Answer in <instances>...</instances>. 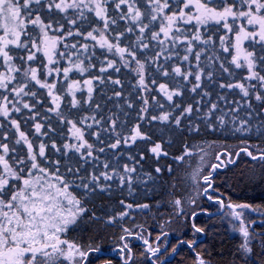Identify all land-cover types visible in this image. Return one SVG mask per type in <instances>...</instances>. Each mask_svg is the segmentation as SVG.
I'll return each instance as SVG.
<instances>
[{"label": "snow or ice", "instance_id": "snow-or-ice-1", "mask_svg": "<svg viewBox=\"0 0 264 264\" xmlns=\"http://www.w3.org/2000/svg\"><path fill=\"white\" fill-rule=\"evenodd\" d=\"M0 118V128L6 122L14 133L0 138V264H89L90 255L92 264H111L100 246L68 239L87 211L74 191L132 193L154 179L142 173L145 154L135 150L168 155L146 130L153 122L196 134L201 125L209 132L232 126L242 135L255 128L264 136V0H0ZM53 120L59 144L49 136L57 131ZM250 147L239 151L264 161V148L256 145L254 154ZM193 155L185 149L177 159ZM222 155L234 163L228 153L216 159ZM200 161L191 179L213 200V173L224 161L204 174L203 155ZM216 202L235 221L238 251L249 264L257 233L248 214L257 208ZM196 215L193 235L203 232ZM125 217L130 212L121 210L107 223ZM126 223L122 264H133L131 239L142 241L150 264H163L161 237L150 242L142 225ZM195 243L180 240L171 253ZM194 264L206 262L197 254Z\"/></svg>", "mask_w": 264, "mask_h": 264}, {"label": "trees", "instance_id": "trees-1", "mask_svg": "<svg viewBox=\"0 0 264 264\" xmlns=\"http://www.w3.org/2000/svg\"><path fill=\"white\" fill-rule=\"evenodd\" d=\"M46 15L45 12L42 18ZM220 34L218 32L216 36L218 37ZM254 48L257 55H260L261 46L257 44L254 45ZM236 71L238 74L244 72L243 69ZM224 78L227 79V76L225 75ZM211 87L215 88V85H211ZM127 90L126 87L125 91ZM96 91L100 92V87H97ZM216 91L220 90L216 89ZM98 99L104 100L105 97H98ZM136 103L138 104L139 101ZM254 103L259 107L257 102ZM73 111L75 110L73 109ZM255 122L259 123V120L257 119ZM52 123L54 127H57V131L49 133V136L59 144L63 137L56 122L53 120ZM196 123H199V120ZM5 125V128H0V138L4 134L11 138L14 133L6 122ZM146 130L152 139L162 143L168 152L167 156L156 159L146 148L135 149L133 146L136 151H143L145 154V159L141 161L142 173H151L154 179L149 180L146 185L136 184L132 193H128L126 190L113 189L111 194L99 190L85 194L83 190H75L74 194L81 199L82 206L87 211L77 221L76 225L70 227L67 233L68 239L85 248L89 245L100 246L102 251L110 255L102 259L110 260L111 264H122V260L116 258V255L119 253V237L122 234L120 225L126 221L124 226L129 228H132L134 224L142 225L146 233H151V236L148 237L150 242L155 241L157 236L161 237L163 264H194L197 254L205 260L206 264H245L242 253L238 251L241 240L231 238L224 227L214 223L217 221L215 219L217 215L210 213L212 211L209 207L214 208L218 198L222 199L225 205L228 203H248L264 211V167H257V163H254L244 152L239 151L241 148L251 145L249 150L256 154V145L264 148V136H261L255 128L252 129L251 133L242 135L234 132L232 126L209 132L201 125L199 134L180 132L174 126L169 128L168 125L157 122H153ZM138 143L143 144L144 142L138 141ZM185 149H191L194 155L185 156V160L180 161L177 157L184 155ZM124 151L131 150L124 149ZM207 151H215V154L228 153L233 160L237 152L240 155L236 162L234 160V164L227 162L225 170L217 171L213 178V188L215 189L211 193L213 200L203 197L200 199L201 201L191 206L189 204L193 200L191 174L199 164L200 156ZM221 157L225 156H220V160ZM55 158L65 159L58 155ZM157 167L161 169L160 173L155 172ZM177 199L181 201L179 208L174 203ZM120 200H124L125 203H132L134 208L125 209L124 205L119 203ZM139 204H148L149 208L135 207ZM121 210L129 211L131 218L125 217L124 221L117 224H108V218ZM193 211L197 213L194 223L203 229V232L195 233V235H193L191 227L193 221L190 220ZM163 232H167L168 235L164 236ZM180 240H195L196 243L192 249L181 244L177 249L178 254L171 260V248L176 246ZM131 242L133 256L142 257V252H144L142 241L131 239ZM259 248L254 247L253 257L255 259L247 258L249 264L259 262V255L262 253ZM115 251L116 253H114ZM164 253L168 255L170 253V256L164 255ZM88 259L89 264H92L94 257L90 255ZM137 264H150V261L146 259Z\"/></svg>", "mask_w": 264, "mask_h": 264}, {"label": "rangeland", "instance_id": "rangeland-1", "mask_svg": "<svg viewBox=\"0 0 264 264\" xmlns=\"http://www.w3.org/2000/svg\"><path fill=\"white\" fill-rule=\"evenodd\" d=\"M202 155L204 156V162H203L204 163V167L202 169V174H204V173H207L209 171V167L208 166L210 164L218 163L217 159H216L218 154H215V151H212V152H208L207 151V152H204ZM236 157L237 156H235V158H234L235 161H237ZM221 160L224 161L225 165L227 166V164H226L227 163V159L225 157H221ZM232 160H233V158H232ZM200 163H201V161L199 162L198 165H200ZM254 163H257L256 164L257 167L258 166H262V168L264 167V161H258L257 160V161H254ZM258 163H259V165H258ZM198 165H197V167H198ZM226 166H225V168H226ZM223 170H225V169H223ZM192 186H193V199L195 200V203H197L198 201H201L200 199L203 198V197L206 198L203 195L202 191H198V189L202 188V184L201 185H197L192 180ZM189 204L191 206H194V204H192L191 201H190ZM215 204L216 205L214 206V208L213 207L212 208L209 207L210 211H212L210 213L217 215V216H215V219H217V221H214V223L219 224L220 227H224L231 238H239L241 240V242H242V239H243L242 236L238 232L233 231V224L235 223V221H233V219L227 215V212L229 210L225 207V209L222 212V208L220 207V205L217 204V203H215ZM261 212H262V210L257 208V212L249 213L248 214V218H250L251 220L255 221V223L251 224V226H250L251 229H254L255 232L257 233V239L254 242V247L255 246H257L258 248L260 247L259 248L260 252H264V243H262V241H264V216L260 215ZM131 244H132V242H131ZM142 255H143L142 257L141 256H133V264H137L139 261L147 259L144 254H142ZM167 256H170V253H169V255L167 254ZM116 258H120V254L119 253L116 255ZM256 263L259 264V262H256Z\"/></svg>", "mask_w": 264, "mask_h": 264}, {"label": "water", "instance_id": "water-1", "mask_svg": "<svg viewBox=\"0 0 264 264\" xmlns=\"http://www.w3.org/2000/svg\"><path fill=\"white\" fill-rule=\"evenodd\" d=\"M239 155H240V153H239ZM239 156H237L236 157V160H237V158H238ZM250 159H251V157H249ZM252 160V159H251ZM220 161H222V160H218V163H220ZM254 161V160H253ZM255 161H257V160H255ZM227 162H228V164H231L228 160H227ZM236 162V161H235ZM234 164V163H233ZM225 163L222 165V167H220V168H218L217 170H216V172L215 173H213V178L215 177V175H216V173H217V171H219V170H223V169H225ZM222 207V206H221ZM225 209V207H222V212H223V210ZM178 252V251H177ZM114 253H116V251L114 252ZM106 256H110V255H108V254H106ZM175 256H173L172 255V257H171V260L174 258Z\"/></svg>", "mask_w": 264, "mask_h": 264}]
</instances>
